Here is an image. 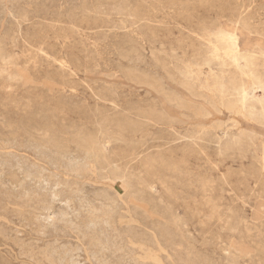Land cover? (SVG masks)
I'll return each mask as SVG.
<instances>
[{
    "label": "rangeland",
    "instance_id": "1",
    "mask_svg": "<svg viewBox=\"0 0 264 264\" xmlns=\"http://www.w3.org/2000/svg\"><path fill=\"white\" fill-rule=\"evenodd\" d=\"M211 1L0 0V264H264V0Z\"/></svg>",
    "mask_w": 264,
    "mask_h": 264
},
{
    "label": "bare ground",
    "instance_id": "2",
    "mask_svg": "<svg viewBox=\"0 0 264 264\" xmlns=\"http://www.w3.org/2000/svg\"><path fill=\"white\" fill-rule=\"evenodd\" d=\"M144 1H145V0H144ZM154 1H155V0H154ZM202 1H203V0H202ZM212 1H213V0H212ZM212 1H211V2H212ZM171 2H172V1H171ZM180 2H181V1H180ZM239 3H240V2H239ZM246 3H247V1H246ZM0 4H1V3H0ZM202 4H203V3H202ZM213 4H214V3H213ZM255 4H256V3H255ZM229 5H230V4H229ZM261 5H262V4H261ZM1 6H2V5H1ZM207 6H208V5H207ZM243 6H244V4H243ZM203 7H204V6H203ZM203 7H202V8H203ZM231 7H232V6H231ZM248 7H249V6H248ZM28 8H29V7H28ZM30 8H31V7H30ZM163 8H164V7H163ZM249 8H250V7H249ZM31 9H32V8H31ZM174 9H176V8H174ZM174 9H173V10H174ZM203 9H204V8H203ZM208 9H209V7H208ZM219 9H220V8H219ZM242 9H243V8H242ZM242 9H240L241 12H242ZM191 10H192V9H191ZM193 10H194V9H193ZM222 10H223V8H222ZM226 10H227V9H226ZM240 10H238V11H240ZM250 10H251V9H250ZM250 10H249V11H250ZM58 11H60V10H58ZM61 11H62V10H61ZM195 11H196V9H195ZM207 11H208V10H207ZM244 11H245V10H244ZM0 12H1V11H0ZM64 12H65V11H64ZM154 12H155V11H154ZM219 12H220V11H219ZM246 13H249V14H250V12H248V11H247ZM198 14H199V13H198ZM216 14H217V13H216ZM222 14H223V13H222ZM244 15H245V14H244ZM10 17H11V16H10ZM13 17H14V16H13ZM15 17H16V15H15ZM81 17H82V16H81ZM131 17H132V16H131ZM161 17H162V16H161ZM198 17H199V16H198ZM1 18H2V17H1ZM11 18H12V17H11ZM79 18H80V17H79ZM90 18H91V17H90ZM95 19H96V18H95ZM95 19H94V20H95ZM186 19H187V18H186ZM186 19H185V20H186ZM37 20H38V19H37ZM43 20H44V19H43ZM53 20H54V19H53ZM189 20H190V19H189ZM11 21H12V20H11ZM47 22H48V21H47ZM238 22H239V21H238ZM32 23H33V21H32ZM49 23H50V22H49ZM69 23H70V22H69ZM53 24H54V23H53ZM63 24H64V23H63ZM95 24H96V23H95ZM210 24H211V23H210ZM89 25H91V24H89ZM233 25H234V24H233ZM236 25H238V24H236ZM57 26H58V25H57ZM95 26H96V25H95ZM241 26H242V25H241ZM62 27H63V26H62ZM176 27H177V26H176ZM176 27H175V28H176ZM236 27H237V26H236ZM25 28H26V27H25ZM245 28H246V27H245ZM87 29H89V28H87ZM177 29H178V28H177ZM58 30H59V29H58ZM87 31H88V30H87ZM178 31H179V30H178ZM235 33H236V32H235ZM41 34H42V33H41ZM160 34H161V33H160ZM47 35H48V34H47ZM222 36H223V35H222ZM229 36H231V35H229ZM233 37H234V36H233ZM235 37L237 38L236 35H235ZM75 38H76V36H75ZM43 39H44V38H43ZM47 39H48V38H47ZM47 39H46V40H47ZM69 40H70V39H69ZM75 40H76V39H75ZM158 40H159V39H158ZM237 40H238V39H237ZM237 40H236V41H237ZM165 41H166V40H165ZM77 42H79V40H78ZM33 43H35V42H33ZM37 43H38V42H37ZM45 44H46V43H45ZM48 44H49V43H48ZM231 44H232V43H231ZM53 45H54V44H53ZM83 45H84V44H83ZM83 45H82V46H83ZM238 45H239V44H238ZM25 47H26V46H25ZM203 47H204V46H203ZM39 48H40V47H39ZM49 48H50V47H49ZM27 49H28V48H27ZM42 49H43V48H42ZM42 49H41V50H42ZM44 49H45V48H44ZM66 49H67V48H66ZM207 49H208V48H207ZM212 50H213V49H212ZM23 51H24V50H23ZM23 51H22V52H23ZM70 51H71V50H70ZM238 51H239V50H238ZM24 52H25V51H24ZM41 52H42V51H41ZM50 52H51V51H50ZM76 52H77V51H76ZM80 52H81V51H80ZM244 52H245V51H244ZM48 53H49V52H48ZM56 53H57V52H56ZM211 53H212V51H211ZM222 53H223V52H222ZM26 54H27V53H26ZM38 54H39V53H38ZM204 54H205V53H204ZM57 55H58V54H57ZM196 55H197V54H196ZM240 55H241V54H240ZM244 55H245V53H244ZM247 55H250V53L247 54ZM31 56H32V55H31ZM85 56H86V55H85ZM200 56H201V55H200ZM236 56H237V55H236ZM255 56H256V55H255ZM69 57H70V56H69ZM72 57H73V56H72ZM252 57H254V56H252ZM70 58H71V57H70ZM258 58H259V57H258ZM258 58H257V59H258ZM260 58H261V56H260ZM260 58H259V59H260ZM29 59H30V58H29ZM39 59H40V58H39ZM37 60H38V59H37ZM75 60H76V59H75ZM238 60H239V59H238ZM253 60H254V59H253ZM40 61H41V60H40ZM80 61H81V60H80ZM197 61H198V60H197ZM212 61H213V60H212ZM230 61L233 62L232 60H230ZM38 62H39V61H38ZM206 62H207V61H206ZM242 62H243V61H242ZM256 62H257V61H256ZM72 63H73V61H72ZM197 63H198V62H197ZM25 64H26V63H25ZM28 64H29V63H28ZM30 64H31V63H30ZM75 64H76V63H75ZM85 64H86V63H85ZM233 64H234V63H233ZM244 64H245V63H244ZM247 64H248V63H247ZM21 65H23V64H21ZM60 65H61V64H60ZM39 66H40V65H39ZM207 66H209V65L207 64ZM237 66H238V65H237ZM34 67H35V66H34ZM203 67H205V66H203ZM203 67H202V68H203ZM253 67H255V66H253ZM32 68H33V67H32ZM32 68H31V69H32ZM198 68H199V67H198ZM213 68L215 69V67H213ZM240 68H241V67H240ZM240 68H239V69H240ZM251 68H252V67H251ZM37 69H38V68H37ZM209 69H210V68H209ZM245 69H246V68H245ZM245 69H243V70H245ZM248 69H249V68H248ZM210 70L212 71V69H210ZM213 71H214V70H213ZM213 71H212V72H213ZM217 71H218V70H217ZM247 71H248V70H247ZM248 73H249V72H248ZM36 74H37V72H36ZM222 74H223V73H222ZM246 75H248L247 72H246ZM149 76H150V75H149ZM221 76H222V75H221ZM249 76H250V75H249ZM34 77H35V76H34ZM36 77H37V76H36ZM150 77H151V76H150ZM217 77H218V76H217ZM59 78H60V77H59ZM248 78H249V77H248ZM35 80H36V79H35ZM35 80H34V81H35ZM46 80H47V79H46ZM56 80H57V79H56ZM168 80H169V79H168ZM225 80H226V79H225ZM251 80H252V79H251ZM251 80H250V81H251ZM256 80H257V79H256ZM263 80H264V79H263ZM204 81H205V80H204ZM218 81H219V80H218ZM60 82H61V81H60ZM66 83H67V82H66ZM67 84H68V83H67ZM69 84H70V83H69ZM202 84H204V83H202ZM75 85H76V84H75ZM251 85H252V84H251ZM258 85H259V84H258ZM68 86H69V85H68ZM77 86H78V85H77ZM107 87H108V86H107ZM232 87H233V86H232ZM252 87H253V86H251V88H252ZM263 87H264V86H263ZM35 88H36V87H35ZM163 88H164V87H163ZM254 88H255V86H254ZM256 88H257V87H256ZM95 89H96V88H95ZM161 89H162V88H161ZM169 90H170V89H169ZM258 90H259V89H258ZM84 91H85V90H84ZM262 91H263V90H262ZM254 92L256 93V91H254ZM54 93H55V92H54ZM60 93H61V92H60ZM212 93H213V92H212ZM39 94H40V93H39ZM55 94H56V93H55ZM251 94H252V93H251ZM71 96H72V95H71ZM212 97H213V96H212ZM262 97H263V96H262ZM257 98H258V97H257ZM89 99H90V98H89ZM241 99H242V98H241ZM261 99H262V98H261ZM44 100H45V99H44ZM93 100H94V99H93ZM144 100H145V99H144ZM52 101H53V99H52ZM54 102H55V100H54ZM97 102H98V101H97ZM208 103H209V102H208ZM221 103H223V102H221ZM57 104H58V103H57ZM259 104L261 105V103H259ZM49 105H50V104H49ZM64 108H66V107H64ZM247 108H248V107H247ZM250 108H251V107H250ZM250 108H249V109H250ZM261 108H262V107H261ZM87 109H88V108H87ZM211 109H212V108H211ZM254 109H255V108H254ZM94 110H95V109H94ZM213 110H214V109H213ZM262 110H263V109H262ZM61 111H62V110H61ZM83 111L85 112V110H83ZM90 111H92V110L90 109ZM227 111H228V110H227ZM231 111H232V110H231ZM233 111H234V109H233ZM239 111H240V110H239ZM239 111H238V112H239ZM251 111H252V110H251ZM87 112H88V111H87ZM235 112H236V111H235ZM246 112H247V110H246ZM73 113H74V112H73ZM82 113H83V112H82ZM135 113H136V112H135ZM84 114H85V113H84ZM188 114H189V113H188ZM234 114H235V113H234ZM243 114H244V112H243ZM243 114H242V116H243ZM71 115H72V114H71ZM235 115H236V114H235ZM239 115H240V114H239ZM244 115H245V114H244ZM132 116H133V115H132ZM187 116H188V115H187ZM230 116H231V115H230ZM232 116H233V115H232ZM240 116H241V115H240ZM242 116H241V117H242ZM234 118H235V117H234ZM242 118H243V117H242ZM231 119H232V118H231ZM246 120L251 121L250 119H246ZM143 121H144V120H143ZM232 121H233V120H232ZM237 122H238V121H237ZM88 125H89V124H88ZM240 125H241V124H240ZM235 126H236V125H235ZM237 126H239V125H237ZM212 127H213V126H212ZM30 128H31V127H30ZM205 128H207V127H205ZM237 128H238V127H237ZM213 130H214V129H213ZM217 130H218V129H217ZM61 133H62V132H61ZM47 134H48V133H47ZM224 136H225V135H224ZM111 141H112V140H111ZM15 142H16V141H15ZM48 142H49V141H48ZM35 143H36V142H35ZM35 143H34V144H35ZM32 144H33V143H32ZM30 146H31V145H30ZM151 146H152V145H151ZM31 148H32V146H31ZM34 148H35V147H34ZM43 148H44V147H43ZM67 149H68V148H67ZM169 149H170V148H169ZM48 150H49V149H48ZM65 150H66V149H65ZM162 150H163V149H162ZM38 151H39V150H38ZM133 151H134V150H133ZM139 151H140V150H139ZM156 151H157V150H156ZM148 152H149V151H148ZM148 152H147V153H148ZM65 153H66V151H65ZM5 154H6V153H5ZM43 154H45V153H43ZM53 154H54V153H53ZM57 154H58V153H57ZM167 154H168V153H167ZM12 155H14V154H12ZM71 155H72V154H71ZM6 156L9 157L7 154H6ZM52 156H53V155H52ZM172 156H173V155H172ZM65 157H66V156H65ZM70 157L72 158V156H70ZM0 158H1V157H0ZM9 158H10V157H9ZM22 158H23V157H22ZM75 158L77 159V157H75ZM16 159H18V158L16 157ZM69 159H70V158H68V160H69ZM88 159H89V158H88ZM92 159H93V158H92ZM92 159H90V160H92ZM228 159H229V158H228ZM1 160H2V159H1ZM27 160H28V158H27ZM73 160H75V159H73ZM173 160H174V159H173ZM16 161H17V160H16ZM71 161H72V160H71ZM88 161H89V160H88ZM5 162H6V161H5ZM17 162H18V161H17ZM72 162H73V161H72ZM72 162H71V163H72ZM76 162H77V161H75V162H73V163L76 164ZM173 162H174V161H173ZM263 162H264V161H263ZM9 163H10V162H9ZM15 163H16V162H15ZM18 163H20V162H18ZM21 163H22V162H21ZM36 163H37V161H36ZM120 163H121V162H120ZM69 164H70V161H69ZM8 165H9V164H8ZM18 165H20V164H18ZM36 165H37V164H36ZM1 166H2V167H1ZM1 166H0V167L4 169V167H3L2 164H1ZM11 166H12V164H11ZM34 166H35V165H34ZM1 168H0V169H1ZM15 168H17V167H15ZM18 168H19V167H18ZM37 168H38V167H37ZM77 168H78V167H77ZM19 169H20V168H19ZM19 169H18V170H19ZM22 169H23V168H21V172L24 170V169H23V170H22ZM27 169H28V168H27ZM32 169H33V166H32V168H31V171H32ZM10 170H11V169H10ZM12 170H13V169H12ZM15 170H17V169H15ZM35 170H36V169H35ZM26 171H27V170H26ZM28 171H29V170H28ZM28 171H27V172H28ZM42 171H43V169H42ZM64 171H65V170H64ZM251 171H252V170H251ZM0 172H4V171H0ZM18 172H19V171H18ZM21 172H19L20 175L22 174ZM35 172H36V171H35ZM38 172H39V171H38ZM45 172H47V171H45ZM30 173H31V172H30ZM40 173H41V172H40ZM40 173H39V174H40ZM8 174H9V173H8ZM35 174H36V173H35ZM39 174H36V177H37V175H39ZM42 174H43V173H42ZM47 174H48V172H47ZM49 174H50V173H49ZM66 174H67V172H66ZM68 174H70V173L68 172ZM77 174H79V173H77ZM1 175H3V174H1ZM28 175H29V173H28ZM30 175H31V174H30ZM30 175H29V176H30ZM32 175H33V177H34V174H32ZM71 175H72V174H71ZM29 176H28V179H27V180H29ZM40 176H41V175H40ZM42 176H43V175H42ZM51 176H52V174L50 175V179H51ZM53 176H54V175H53ZM0 177H1V176H0ZM20 177H21V176H20ZM23 177H24V176H23ZM30 177H31V176H30ZM36 177H35V179H36ZM25 178H27V177H25ZM37 178L39 179V176H38ZM40 178L42 179L43 177H40ZM38 179H37V183H38V181L40 180V179H39V180H38ZM56 179H57V177H56ZM58 179H59V178H58ZM60 179H61V178H60ZM22 180H23V179H22ZM27 180H26V181H27ZM44 180H45V179H44ZM51 180H52V179H51ZM30 181H31V180H29L28 182H30ZM42 181H43V180H42ZM42 181H41V182H42ZM52 181H53V180H52ZM46 182H47V181H46ZM46 182H45V183H46ZM57 182H58V181H57ZM3 183H4V182H1V185H2ZM20 183H21V182H20ZM24 183H25V182H23L22 184H24ZM32 183H34V182L32 181ZM39 183H40V181H39ZM53 183H54V181H53ZM18 184H19V183H18ZM79 184H80V183H78V185H77V183H76V186H79ZM33 185H34V184H33ZM35 185L37 186V184H35ZM38 185H39V184H38ZM60 185H61V184H60ZM68 185H70V183H69ZM12 186H13V185H12ZM20 186H21V185H20ZM20 186H18V187H20ZM45 186H46V184H45ZM55 186L57 187V185H55ZM66 186H67V185H66ZM76 186H74V187H76ZM32 187H33V186H32ZM46 187H47V186H46ZM56 187H55V188H56ZM59 187H60V186H59ZM3 188H4V187H3ZM33 188H34V187H33ZM48 188H49V187H48ZM57 188H58V187H57ZM65 188H66V187H65ZM68 188H69V187H68ZM68 188H66V189L68 190ZM4 189H5V188H4ZM16 189H18V188H16ZM40 189H41V186H40ZM44 189H45V188H44ZM63 189H64V188H63ZM69 189H70V188H69ZM73 189H74V188H73ZM52 190H53V189H52ZM55 190L57 191V189H54V191H51V192H54V195H57V192H56ZM67 190H66V191H67ZM78 190H79V189H78ZM15 191H16V190H15ZM24 191H25V190H24ZM46 191H47V189H46ZM71 191H72V188H71ZM43 192H45V191H43ZM43 192H42V193H43ZM72 192H73V191H72ZM85 192H86V191H85ZM70 193H71V192H70ZM70 193H69V194H70ZM27 194H28V193H27ZM82 194H83V193H82ZM82 194H80V195H82ZM74 195H75V194H74ZM121 195H122V194H121ZM7 196H8V195H7ZM34 196H36V194H35ZM37 196H38V194H37ZM86 196H87V195H86ZM26 197H27V196H26ZM51 197H52V195H51ZM58 197H59V196H58ZM58 197H57V199H58ZM8 198H9V197H8ZM34 198H35V197H34ZM53 198H54V196H53ZM59 198H60V197H59ZM18 199H19V198H18ZM39 199H40V198H39ZM51 199H52V198H51ZM55 199H56V198H55ZM55 199H52V200H55ZM57 199H56V200H57ZM9 200H11V199H9ZM23 200H24V199H23ZM52 200H51V201H52ZM59 200H60V199H59ZM82 200H83V199H82ZM85 200H86V199H85ZM85 200H84V201H85ZM35 201H36V199H35ZM75 201H76V200H75ZM79 201H81V200H79ZM59 202H61V201H58V203H59ZM67 202H70V201L67 200ZM82 202H83V201H82ZM121 202H122V201H121ZM29 203H31V202L29 201ZM44 203H45V202H44ZM58 203H57V204H58ZM80 203H81V202H80ZM87 203H89V202H87ZM100 203H101V202H100ZM55 204H56V203H55ZM69 204L72 205L71 203H69ZM73 204H75V203H73ZM77 204H78V203H77ZM81 204H82V203H81ZM84 204H85V203H84ZM37 205H38V204H37ZM41 205L43 206L44 204L42 203ZM45 205H46V204H45ZM62 205H63V204H62ZM66 205H68V204H65V202H64V206H66ZM70 205H69V206H70ZM79 205H80V204H79ZM86 205H87V204H86ZM91 205H92V204H91ZM91 205H88V206H91ZM74 206H75V205H74ZM25 207H27V206L25 205ZM34 207H36V206H34ZM48 207H49V206H48ZM81 207H82V206H81ZM93 207H94V206H93ZM126 207H127V206H126ZM43 208H44V206H43ZM52 208H53V207H52ZM66 208H67V206H66ZM69 208H70V207H69ZM75 208H76V207H75ZM75 208H74V209H75ZM83 208H84V207H83ZM83 208H80V209H83ZM87 208H88V207H87ZM109 208H110V207H109ZM32 209H33V208H32ZM32 209H31V210H32ZM50 209H51V208H50ZM67 209H68V208H67ZM107 209H108V208H107ZM31 210L29 211V213H31ZM33 210H35V209H33ZM42 210H43V209H42ZM42 210H41V211H42ZM46 210L49 211V209H46ZM69 210H70V209H69ZM87 210H88V209H86V211H87ZM35 211H36V210H35ZM35 211H34V212H35ZM37 211H38V210H37ZM37 211H36V212H37ZM50 211H51V210H50ZM59 211H60V210H59ZM62 211H63V210H62ZM73 211H74V210H73ZM92 211H93V210H92ZM99 211H100V210H99ZM34 212H32V213L34 214ZM43 212H44V211H43ZM46 212H47V211H46ZM83 212H84V211H83ZM94 212H95V214H96L97 211H94ZM32 213H31V214H32ZM39 213H40V211H39ZM63 213H64V212H63ZM78 213H79V212H78ZM85 213H86V212H85ZM87 213H88V212H87ZM91 213H92V212H91ZM99 213H100V212H99ZM41 214H42V213H40L39 215L42 216ZM72 214H73V213H72ZM79 214H80V213H79ZM28 215H29V214H28ZM34 215H35V214H34ZM64 215L66 216V215H68V213H67V214L65 213ZM93 215H94V214H93ZM93 215H92V216H93ZM35 216H36V215H35ZM40 216H38V218H39ZM61 216H62V215H61ZM65 216H64V219H65V218L68 219V217H65ZM77 216L79 217V215H77ZM31 217H32V216H31ZM42 217H43V216H42ZM40 218H41V217H40ZM70 218H71V216H70ZM94 218H95V217H94ZM47 219H48V217H47ZM62 219H63V218H62ZM64 219H63V220H64ZM106 219H107V218H106ZM21 220H22V219H21ZM36 220H37V219H36ZM71 220H72V219H71ZM101 220H102V219H101ZM101 220L98 219L97 221H101ZM103 220H104V222H105V219H103ZM67 221H68V220H67ZM76 221H77V220H76ZM37 222H38V221H37ZM65 222H66V221H65ZM69 222H70V221H68V223H69ZM77 222H78V221H77ZM91 222H92V221H91ZM104 222H102V223L104 224ZM111 222H112V221H111ZM42 223H43V222H42ZM92 224H93V229H96V227H97V223H96V222H95V223L92 222ZM109 224H111V223H109ZM71 225H72V224H71ZM88 225H89V224H88ZM106 225H107V223H106ZM112 225H113V224H112ZM72 226H73V225H72ZM76 226H78V225H76ZM103 226H104V225H103ZM24 227H25V226H24ZM33 227H34V226H33ZM52 227H53V226H52ZM73 227H74V226H73ZM80 227H81V224H80ZM80 227H77V228H80ZM86 227H87V226H86ZM100 227H101V226H99V228H100ZM89 228H91L90 225H89ZM110 228H111V227H110ZM75 229H76V228H75ZM93 229H91V230H93ZM108 229H109V228H108ZM78 230H79V229H78ZM78 230H77V231H78ZM81 230H82V229H81ZM86 230H87V228H86ZM106 230H107V229H106ZM109 230H110V229H109ZM40 231H41V230H40ZM42 231H43V230H42ZM93 231H94V233H97V232H96L97 229H96V230H93ZM93 231H92V233H93ZM33 232H34V231H33ZM43 232H44V231H43ZM80 232H81V231H80ZM89 232H90V231H89ZM84 233L86 234V232H84ZM101 233H102V232H101ZM115 233H116V232H115ZM40 234H41V233H40ZM85 234L82 233L83 236H84ZM99 234H100V233H99ZM117 234H118V233H117ZM42 235H43V234H42ZM100 235H102V234H100ZM86 236H87V235H85V238H87ZM103 236H104V235H103ZM107 236H108V235H107ZM101 237H102V236H101ZM109 237H110V236H109ZM111 237H112V236H111ZM85 238H84V239H85ZM93 238H94V237H93ZM106 238H107V237H106ZM4 239H5V238H4ZM14 239H15V238H14ZM16 239H17V238H16ZM94 239H95V238H94ZM94 239H92V240H94ZM97 239H98V238H97ZM117 239H118V238H117ZM120 239H121V238H120ZM2 240H3V239H2ZM20 240H21V239H20ZM106 240H107V239H106ZM107 241H108V240H107ZM22 242H23V241H22ZM97 242H98V241H97ZM107 243H108V242H107ZM23 244H24V243H23ZM27 244H28V243H27ZM54 244H55V243H54ZM94 244H95V243H94ZM94 244H93V245H94ZM99 244H100V242H99ZM29 245H31V244H29ZM58 245H59V243H58ZM100 245H101V244H100ZM108 245H109V244H108ZM25 246H26V245H25ZM55 246H56V244H55ZM62 246H63V245H62ZM62 246H60V247H62ZM95 246H97V244H96ZM119 246H120V245H119ZM141 246H142V245H141ZM69 247H70V245H69ZM69 247H68V248H69ZM113 247H114V246H113ZM33 248H34V247H33ZM49 248H50V246H49ZM56 248H57V247H56ZM95 248H98V247H95ZM95 248H94V249H95ZM42 249H43V248H42ZM45 249H46V248H45ZM47 249H48V246H47ZM60 249H61L60 251L62 252V251H63L62 248H60ZM70 249H71V252L74 251V249H72V248H70ZM51 250H52V249H51ZM53 250H54V249H53ZM55 250L57 251V249H55ZM55 250H54V251H55ZM64 250H65V248H64ZM66 250H67V247H66ZM66 250H65V251H66ZM77 250H78V249H77ZM105 250H106V248H105ZM109 250H110V249H109ZM46 251H47V250H46ZM46 251H45V254L49 255L48 253H46ZM56 251L54 252V254L56 253ZM60 251H59V252H60ZM75 251H76V250H75ZM79 251H80V250H79ZM79 251H78V252H79ZM101 251H103V249H102ZM107 251H108V250H107ZM38 252H39V251H38ZM48 252H49V250H48ZM57 252H58V251H57ZM67 252L69 253L70 251L68 250ZM76 252H77V251H76ZM76 252H75L74 254H76ZM78 252H77V253H78ZM103 252H104V251H103ZM108 252H109V251H108ZM35 253H36V252H35ZM35 253H34V254H35ZM42 253H43V251H42ZM101 253H102V252H100V254H101ZM112 253H113V252H112ZM62 254H64V253L62 252ZM96 254H97V253H96ZM98 254H99V253H98ZM98 254H97V255H98ZM51 255H53V254H52V251H51V254L49 255V257H51ZM64 255H66V253H65ZM72 255H73V254H72ZM93 255H94V254H93ZM101 255H102V254H101ZM113 255H114V254H113ZM34 256H35V255H34ZM43 256H44V255H43ZM56 256H57V253H56ZM58 256H59V255H58ZM60 256H61V255H60ZM62 256H63V255H62ZM62 256H61V257H62ZM67 256H68V255H67ZM70 256H71V255H70ZM76 256H77V255H76ZM76 256H75V257H76ZM46 257H47V256H46ZM77 257H78V256H77ZM77 257H76V258H77ZM95 257H97V256L95 255ZM105 257H106V256H105ZM112 257H113V256H112ZM151 257H152V256H151ZM32 258H33V257H32ZM37 258H38V256H37ZM58 258H60V257H58ZM63 258H64V257H63ZM65 258H66V257H65ZM71 258H72L73 260L75 259V258H73L72 256L70 257V259H71ZM101 258H102V257H101ZM47 259H49V258H47ZM70 259L68 258V260H70ZM72 259H71V260H72ZM78 259H79V258H78ZM96 259H97V258H96ZM115 259H116V258H115ZM121 259H122V258H121ZM43 260H44V259H43ZM100 260H102V263L105 262L104 259H100ZM105 260H106V259H105ZM47 261H48V260H47ZM49 261H50V260H49ZM61 261H62V260H61ZM66 261H67V260H66ZM103 261H104V262H103ZM130 261H131V260H130ZM58 262H59V261H58ZM69 262H70V261H69ZM72 262H73V261H72ZM77 262H78V261H77ZM97 262H98V261H97ZM106 262H107V261H106ZM133 262H134V261H133ZM35 263H36V262H35ZM49 263H50V262H49ZM59 263H60V262H59ZM63 263H64V262H63ZM63 263H62V264H63ZM70 263H71V262H70ZM70 263H69V264H70ZM99 263H100V262H99ZM108 263H109V262H108ZM108 263H105V264H108ZM138 263H139V262H138ZM60 264H61V263H60ZM66 264H67V263H66ZM73 264H74V262H73ZM76 264H79V263H76Z\"/></svg>",
    "mask_w": 264,
    "mask_h": 264
}]
</instances>
